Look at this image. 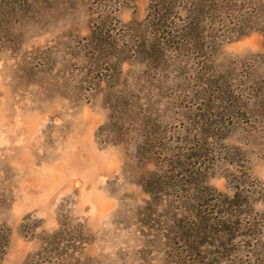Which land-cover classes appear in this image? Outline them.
<instances>
[{
	"label": "rangeland",
	"instance_id": "1",
	"mask_svg": "<svg viewBox=\"0 0 264 264\" xmlns=\"http://www.w3.org/2000/svg\"><path fill=\"white\" fill-rule=\"evenodd\" d=\"M96 1L0 0V226L11 233L0 264H24L62 229L72 239L83 231L86 244L56 264H264V227L245 230L223 254L216 244L196 255L169 247L166 212L144 216L142 175L154 167L137 157L141 128L116 144L98 137L115 84H96L82 47ZM149 2L129 0L115 13L132 41L145 38ZM189 56L159 69L125 63L117 89L168 122L172 140L196 137L202 118L224 121L208 184L233 195L235 176L250 175L261 189L246 213L264 225V31L222 43L203 69ZM220 89L240 99H220Z\"/></svg>",
	"mask_w": 264,
	"mask_h": 264
},
{
	"label": "trees",
	"instance_id": "2",
	"mask_svg": "<svg viewBox=\"0 0 264 264\" xmlns=\"http://www.w3.org/2000/svg\"><path fill=\"white\" fill-rule=\"evenodd\" d=\"M127 1H96L90 34L82 43L96 84H115L111 93L114 113L100 127L98 137L100 133L104 143L116 144L128 129L141 128L137 157L140 163L154 167L142 175L141 185L150 195L144 216L152 220L156 211L166 212L164 238L170 248L193 246L200 255L201 247L219 244L223 250L217 252L223 254L229 241L248 235L245 230L251 233L264 227L253 211L246 213L256 208L254 196L261 189L250 175L242 180L235 176L233 195L208 184L210 170L218 161L213 149L225 136L221 131L224 121L202 118L203 130L196 137L172 140L166 129L169 123L152 111L136 107L117 84L123 77L124 64L131 61L159 69L177 58L185 63L183 58L191 55L197 57L201 69L205 68L203 65L212 63L222 43L254 30L264 31V0H150L145 24L140 28L145 37L141 41L130 40L132 33L115 14ZM214 92L220 99H240L236 91ZM263 198L258 201L264 203ZM66 233L62 229L46 234L41 249L24 264H56L57 260L74 257L86 244L84 232L79 231L74 239ZM10 236V229L0 226V260L7 252ZM204 259L201 261L206 262ZM207 261L202 264L220 262L217 258Z\"/></svg>",
	"mask_w": 264,
	"mask_h": 264
}]
</instances>
